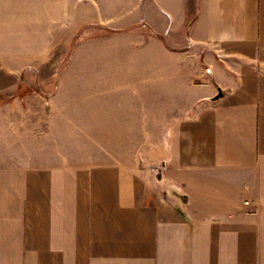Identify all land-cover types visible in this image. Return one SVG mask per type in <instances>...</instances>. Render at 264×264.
<instances>
[{
	"label": "crops",
	"instance_id": "obj_1",
	"mask_svg": "<svg viewBox=\"0 0 264 264\" xmlns=\"http://www.w3.org/2000/svg\"><path fill=\"white\" fill-rule=\"evenodd\" d=\"M0 264H264V0H0Z\"/></svg>",
	"mask_w": 264,
	"mask_h": 264
},
{
	"label": "rangeland",
	"instance_id": "obj_2",
	"mask_svg": "<svg viewBox=\"0 0 264 264\" xmlns=\"http://www.w3.org/2000/svg\"><path fill=\"white\" fill-rule=\"evenodd\" d=\"M97 32H102V30H100L99 28H90V29H87L83 34H82V37H86V36H90V35H92V34H94V33H97ZM63 55L65 54V53H62ZM61 60H59V62H58V65H57V68H60V66L62 65V63L64 62V60L65 59H63V58H60ZM52 70V69H51ZM55 70H57V69H55ZM53 71H54V69H53ZM56 72V71H55ZM53 77H54V75H53ZM51 86H53V83H50L49 85L47 84V85H44V84H40V88L41 89H45V90H47V89H49Z\"/></svg>",
	"mask_w": 264,
	"mask_h": 264
},
{
	"label": "water",
	"instance_id": "obj_3",
	"mask_svg": "<svg viewBox=\"0 0 264 264\" xmlns=\"http://www.w3.org/2000/svg\"><path fill=\"white\" fill-rule=\"evenodd\" d=\"M221 95H222L221 90L218 89V93H217V95H216L215 97H213L212 100H216V99H218Z\"/></svg>",
	"mask_w": 264,
	"mask_h": 264
}]
</instances>
